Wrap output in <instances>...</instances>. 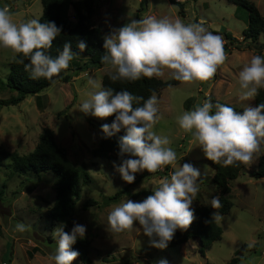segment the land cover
<instances>
[{"label":"rangeland","instance_id":"374dc122","mask_svg":"<svg viewBox=\"0 0 264 264\" xmlns=\"http://www.w3.org/2000/svg\"><path fill=\"white\" fill-rule=\"evenodd\" d=\"M248 1L264 18V0ZM93 5L90 24L100 26L103 36L133 19L147 16L180 19L177 7L168 0H144L142 5L140 0H94ZM4 6L8 7L13 22L17 24L38 18L42 12L40 0H0V8ZM71 15L69 10L67 17ZM185 15L184 21L180 19L185 24L203 22L204 27L225 42V33L242 39L248 11L228 0H186ZM226 54L227 59L218 68L215 79L203 83L179 82L156 94L160 119L153 130L170 139L169 147L177 153V167L188 163L201 173L199 192L192 207H211V199L217 196L218 188L212 181L214 170L209 160L192 135L179 128L177 117L209 99L212 104V99L230 104L237 112L248 106L254 107V98L247 101L240 98L238 74L253 56H264V31L256 43H248L240 50L231 49ZM13 56L10 50L0 48L2 81L9 72ZM67 73L71 76L67 83L54 79L39 94L28 95L16 105L0 106V264L6 261L9 264H54L50 259L56 249L52 233L61 223L66 225L64 231L71 233L74 222L86 226L85 236L90 242L89 264L96 261L100 264H159L162 260L167 264H228L235 256L239 257L235 264H264V177L254 178L250 174L264 150L250 164H244V169L229 182L230 210L224 214L212 210V215L216 212L222 217L216 221L222 234L203 254L198 251L195 239L163 250L150 247L149 238L143 234L138 222L131 231L111 233L107 220L111 209L127 199L134 202L145 200L134 199L133 194L152 191L160 180L170 179L174 168L170 165L167 175L147 171L136 173L134 182L128 184L117 170L111 168L110 160L94 156L92 151L99 145L102 119L85 115L79 108L90 91L99 90L91 88L88 80L94 79L101 85L102 76L110 73L104 65H90L85 56H74ZM159 78L170 80L167 72ZM13 95L15 91L0 85V100ZM43 127L53 131L56 142L65 148L72 164L84 168L92 178L89 183H84L81 177L78 179L72 213L63 221H52L47 216L55 199L56 175L51 171L39 176L19 175L11 167L9 153H30ZM162 171L163 168L158 172ZM140 174L146 175L138 178ZM124 186H128L129 194L122 195L117 202L104 203L106 196ZM17 223L28 226L27 230L17 231ZM73 264L85 263L77 258Z\"/></svg>","mask_w":264,"mask_h":264},{"label":"clouds","instance_id":"9594fccd","mask_svg":"<svg viewBox=\"0 0 264 264\" xmlns=\"http://www.w3.org/2000/svg\"><path fill=\"white\" fill-rule=\"evenodd\" d=\"M61 31L54 22L41 23L38 18L17 24L7 6L0 8V48L21 57V64L27 59L24 68L32 79L52 81L69 67L75 56L71 42H66L55 58L45 52ZM77 46L81 51L86 48L83 41ZM103 49L101 64L109 70L113 82L159 78L167 72L170 79L181 84L203 83L214 78L227 59L223 38L214 35L203 22L185 24L167 16L133 19L113 29L103 37ZM238 81L242 100L257 96L258 90L264 88V56H253L239 72ZM88 84L99 90L88 93L79 111L102 120L115 116L110 125H102L105 138L121 130L126 133L119 139L120 165L116 168L124 182L132 184L139 172L156 173L168 165L174 168L170 179L160 180L145 200L127 199L114 206L107 217L108 230L120 234L131 231L138 222L150 247L166 249L178 229L186 231L193 223L192 203L199 192L200 170L188 163L177 167V153L169 147L170 139L153 130L160 119L155 92L144 100L126 90L103 88L91 78ZM141 101L142 106L134 107ZM177 124L184 133L192 135L207 160L224 167L250 164L264 150V103L248 106L241 113L226 105L213 106L209 99L184 111L177 117ZM211 207H221L219 196L212 197ZM221 219L214 212L211 221ZM27 227L17 223L16 230L24 232ZM65 227L61 223L52 233L56 249L50 259L54 264H73L79 252L72 246L86 234L84 225L74 222L71 233L65 232ZM159 264L167 262L162 260Z\"/></svg>","mask_w":264,"mask_h":264},{"label":"trees","instance_id":"16d2710c","mask_svg":"<svg viewBox=\"0 0 264 264\" xmlns=\"http://www.w3.org/2000/svg\"><path fill=\"white\" fill-rule=\"evenodd\" d=\"M169 3L177 7V14L181 20L185 19V4L177 0H168ZM234 3L238 8L244 7L248 11L247 26L242 30V39L238 40L230 33H225L227 41L224 42L225 53L230 52L231 49L240 50L248 43H256L261 32L264 31V18L257 10L256 6L248 0H228ZM94 0H40L42 6L41 15L38 17L41 23L49 21L54 22L57 27L61 28V34L53 41L50 49L45 50L46 54L55 58L62 50L66 42H71L72 51L75 56L88 57L90 65L95 67H102L101 56L104 54L103 49V32L100 26H92L90 18L94 13ZM144 0H140V5ZM71 11V17H67L68 11ZM83 41L86 44L84 51L78 48V42ZM243 42L246 44L243 45ZM21 57L13 56L10 61L9 72L6 75L5 81L0 80V85L15 91V95L8 99L0 100V106L16 105L23 101L28 95H37L43 89L48 87L54 79L67 83L71 76L67 73V69L63 70L58 76L53 77L52 81L44 78L32 79L30 74L25 71L24 64L29 61L24 59V64L19 63ZM216 75L214 76L215 79ZM179 81L170 79L162 80L160 78H141L137 81H116L110 79V74H105L101 79V86L103 88H112L115 91H128L134 96L143 97L147 100L153 92L158 94L163 88L168 85L178 84ZM39 102V99H37ZM213 106L220 104L232 107L230 104L220 102L212 99ZM264 103V88L258 90V95L254 97V106ZM143 101L139 104L134 103V107L142 106ZM187 108V107H186ZM215 112V107H213ZM242 113L243 110H240ZM115 116L103 119L100 122L101 137L99 145L92 151L94 156H99L110 160L112 169L120 165V157L118 155V138L124 136L126 133L121 130L111 138H105L102 132V125L111 124ZM7 155L6 151H1ZM11 159V167L14 173L19 175L35 174L39 176L41 173L51 171L56 175L55 181V199L49 210L47 216L52 221H63L71 215L73 209V196L76 194V186L78 179L81 177L84 183L91 182L90 174L84 168L75 167L68 158L66 150L59 145L54 137L53 131L48 127H43L38 136V142L34 149L26 154L19 155L16 152L9 153ZM211 164L214 174L212 177L213 183L218 188L221 207L213 209L207 206L192 207L194 210V220L191 226L186 231L177 230L171 242L167 247L180 246L190 239H195L198 246V251L203 254L205 250L217 239L221 238L222 229L216 221H211L212 210L218 213H227L232 202L227 194L230 192L229 182L234 180L241 170L244 169V164H237L233 166L224 167L221 164ZM115 165V167H114ZM170 165L164 166L162 174L167 175ZM254 178L264 177V155H260L257 159V166L251 173ZM146 174H140L138 178H142ZM129 194L128 186L116 191L113 195L106 196L104 203L117 202L122 195ZM152 191L146 190L133 194L134 199L137 197L147 198L152 195ZM2 228L0 224V235ZM35 249V247H33ZM72 250L79 252L78 259L85 264L90 263V242L85 236L83 239H78L72 246ZM239 257L235 256L228 264H235ZM4 264H9L6 261Z\"/></svg>","mask_w":264,"mask_h":264}]
</instances>
